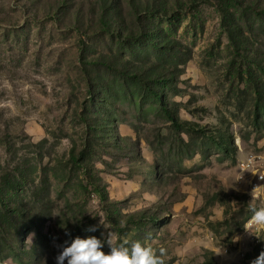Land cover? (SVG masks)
Here are the masks:
<instances>
[{
	"label": "rangeland",
	"instance_id": "1",
	"mask_svg": "<svg viewBox=\"0 0 264 264\" xmlns=\"http://www.w3.org/2000/svg\"><path fill=\"white\" fill-rule=\"evenodd\" d=\"M119 1L117 38L99 24L106 0H0V264H56L61 246L109 231L164 248L165 264H252L264 228L249 209L264 194L236 174L264 155V0H162L139 22ZM170 40L185 66L154 50ZM101 55L128 77L155 71L167 107L207 135L174 130L143 85L90 64ZM138 211L156 220L129 223Z\"/></svg>",
	"mask_w": 264,
	"mask_h": 264
},
{
	"label": "trees",
	"instance_id": "2",
	"mask_svg": "<svg viewBox=\"0 0 264 264\" xmlns=\"http://www.w3.org/2000/svg\"><path fill=\"white\" fill-rule=\"evenodd\" d=\"M107 3H104V5L101 8L100 11V17H99V24L100 27L103 28L106 32L111 33L113 37H120V33L117 31V24H114L115 28H111V22H112V17H110L111 12L113 17L117 18L116 13V7L120 5L119 0H106ZM162 0H128V6L130 7L132 13L134 14L136 20L139 22L140 21V16L143 13V11H147L149 13H155L154 8L156 5L157 7L160 6V3ZM143 5V8H142ZM223 14V21H222V27L226 31L228 35V39L236 52V54H239L241 51L245 50L243 47V41H242V36L238 35L236 30L230 25L229 20H228V15L227 12L224 11L222 12ZM115 19V18H114ZM154 50L156 52L158 51H167L169 53V56L171 59H175L177 62L176 65H182L185 66L187 63L188 59L183 58L180 52H177L179 55L176 54L177 48L176 45L172 40L170 42H167L165 45H159L155 44L154 45ZM125 64H129V61L124 60ZM94 66L102 67L106 71L113 72L116 75H121L127 83H133L134 81L140 83L143 85V88L148 94H151L162 106V112L164 116L170 121L171 127L176 130V131H186V132H196L197 134L201 135H207L206 131L201 129L198 124L193 123V122H187V121H180L177 118L176 112L173 109H169L167 107V103L164 99H162L158 84L161 82L160 76L153 71L152 69H147L145 66H140L137 67V70L135 71L134 76L128 77L127 72L124 73V70L121 68H117L115 64L111 63V58L105 55H101L97 59H95L92 63H90ZM170 73L176 74V75H181L182 71H178L177 69L173 68V70H169ZM84 123L86 127L89 128V131H91V127H93L92 123H89V118L84 117ZM220 143L222 145L227 146L228 144H231L230 138L222 134L219 137ZM221 147L222 145L219 144ZM12 183L8 185H2L1 187L2 190H14L20 185V181L16 176H12ZM95 192L97 193L99 200L102 204H107L108 201V196L107 193L105 192V189L103 187H100L98 185L95 186ZM105 207V206H104ZM106 210L109 211V208H106ZM132 219L129 220V223H133L137 225L138 221H143L145 219H148L150 221H155L156 218L153 216H146L143 211H138L137 213H134L131 215ZM137 217V218H136Z\"/></svg>",
	"mask_w": 264,
	"mask_h": 264
},
{
	"label": "clouds",
	"instance_id": "3",
	"mask_svg": "<svg viewBox=\"0 0 264 264\" xmlns=\"http://www.w3.org/2000/svg\"><path fill=\"white\" fill-rule=\"evenodd\" d=\"M260 178L264 179V177ZM249 210L252 213L250 217L251 224L264 228V205L252 206ZM88 214L92 217H99V224L106 228V220L102 221L99 215ZM96 230L97 226H91L87 229L90 232ZM245 230L252 234L250 230ZM33 235H29L28 241L30 243ZM105 243L110 249L108 253L102 251ZM61 247L62 250L55 257L56 264H65V262L66 264H165L166 250L164 248L155 250L151 246L142 245L138 240L125 239L121 241L111 231L107 233L104 240L98 239L96 236L76 237L70 245ZM252 264H264V251L252 261Z\"/></svg>",
	"mask_w": 264,
	"mask_h": 264
},
{
	"label": "built area",
	"instance_id": "4",
	"mask_svg": "<svg viewBox=\"0 0 264 264\" xmlns=\"http://www.w3.org/2000/svg\"><path fill=\"white\" fill-rule=\"evenodd\" d=\"M253 163H260V170L257 173L256 180H251L247 186H239V176L243 172H248L249 167ZM260 177H264V155L253 153L247 154L246 158L242 161V165L237 166L236 185L238 186V188H246L249 191H255L256 184H264V179H261Z\"/></svg>",
	"mask_w": 264,
	"mask_h": 264
},
{
	"label": "bare ground",
	"instance_id": "5",
	"mask_svg": "<svg viewBox=\"0 0 264 264\" xmlns=\"http://www.w3.org/2000/svg\"><path fill=\"white\" fill-rule=\"evenodd\" d=\"M254 164V163H253ZM252 164V165H253ZM251 165V166H252ZM249 171H251L253 173V177L251 179H247V181L245 182L246 186L248 185V183L251 181V180H256L257 178V173H258V170L255 169V168H252V167H249ZM248 171V172H249ZM243 177V176H242ZM243 179V178H242ZM245 180V179H244ZM242 182V181H241ZM242 184V183H241ZM253 193H256V192H260L261 194H264V184H256L255 185V191H251Z\"/></svg>",
	"mask_w": 264,
	"mask_h": 264
}]
</instances>
